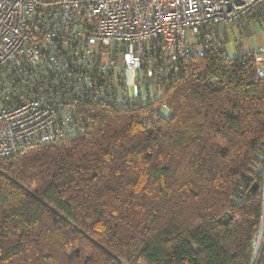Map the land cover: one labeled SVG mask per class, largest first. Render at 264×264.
Instances as JSON below:
<instances>
[{
    "label": "trees",
    "instance_id": "1",
    "mask_svg": "<svg viewBox=\"0 0 264 264\" xmlns=\"http://www.w3.org/2000/svg\"><path fill=\"white\" fill-rule=\"evenodd\" d=\"M214 32L153 99L0 161V264H264V76Z\"/></svg>",
    "mask_w": 264,
    "mask_h": 264
},
{
    "label": "built area",
    "instance_id": "2",
    "mask_svg": "<svg viewBox=\"0 0 264 264\" xmlns=\"http://www.w3.org/2000/svg\"><path fill=\"white\" fill-rule=\"evenodd\" d=\"M253 11L264 0H0V161L75 134L95 104L153 99ZM253 56L262 77L264 45Z\"/></svg>",
    "mask_w": 264,
    "mask_h": 264
},
{
    "label": "crops",
    "instance_id": "3",
    "mask_svg": "<svg viewBox=\"0 0 264 264\" xmlns=\"http://www.w3.org/2000/svg\"><path fill=\"white\" fill-rule=\"evenodd\" d=\"M219 38L224 43L227 42L236 47V54L239 52H253L258 46L264 45V11H253L243 18L237 26L215 27Z\"/></svg>",
    "mask_w": 264,
    "mask_h": 264
},
{
    "label": "rangeland",
    "instance_id": "4",
    "mask_svg": "<svg viewBox=\"0 0 264 264\" xmlns=\"http://www.w3.org/2000/svg\"><path fill=\"white\" fill-rule=\"evenodd\" d=\"M216 27H218V26H216ZM220 41V40H219ZM236 52H237V50H236V47H235V45L233 44V42L232 43H230V42H227V45H226V54L228 55V56H230V57H232L234 54H236ZM165 113H167V112H165V109L162 111V115H165ZM261 235H262V231L260 232V235H259V238H258V240H257V243H256V245L258 244V242H259V240H260V238H261ZM259 247V246H258Z\"/></svg>",
    "mask_w": 264,
    "mask_h": 264
},
{
    "label": "water",
    "instance_id": "5",
    "mask_svg": "<svg viewBox=\"0 0 264 264\" xmlns=\"http://www.w3.org/2000/svg\"><path fill=\"white\" fill-rule=\"evenodd\" d=\"M258 189V185L255 184L252 188L251 191L255 192ZM232 218L231 217H227L226 215H223L222 217H220L219 222L222 224H228L230 222Z\"/></svg>",
    "mask_w": 264,
    "mask_h": 264
},
{
    "label": "bare ground",
    "instance_id": "6",
    "mask_svg": "<svg viewBox=\"0 0 264 264\" xmlns=\"http://www.w3.org/2000/svg\"><path fill=\"white\" fill-rule=\"evenodd\" d=\"M262 232H263V230H261ZM262 238V237H261ZM259 243H260V240H259V242H258V244H257V246H256V250H255V255L257 254V252H258V246H259Z\"/></svg>",
    "mask_w": 264,
    "mask_h": 264
}]
</instances>
